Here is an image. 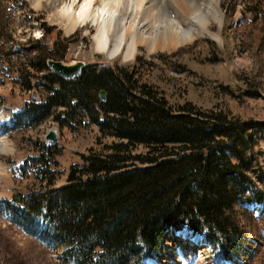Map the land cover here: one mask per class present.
Returning <instances> with one entry per match:
<instances>
[{
    "label": "trees",
    "instance_id": "1",
    "mask_svg": "<svg viewBox=\"0 0 264 264\" xmlns=\"http://www.w3.org/2000/svg\"><path fill=\"white\" fill-rule=\"evenodd\" d=\"M27 68L49 71L45 57ZM28 69L33 91L39 85ZM42 79L49 97L27 103L17 122L52 117L69 130L96 132L94 145L67 169H59L57 146L44 144L19 169L34 188L13 198L11 217L61 249V264H144L170 233L184 230L201 234L226 261L241 256L247 241L236 210L264 205V189L247 174L251 123L191 102L171 105L125 67L88 65L72 81L52 72Z\"/></svg>",
    "mask_w": 264,
    "mask_h": 264
},
{
    "label": "rangeland",
    "instance_id": "2",
    "mask_svg": "<svg viewBox=\"0 0 264 264\" xmlns=\"http://www.w3.org/2000/svg\"><path fill=\"white\" fill-rule=\"evenodd\" d=\"M45 7L36 8L33 0H0V264H61V249L28 234L11 217L13 198L34 188L30 175L23 176L19 169L38 153V144L57 146L59 169H67L80 161L96 138L92 128L69 130L52 117L33 126L17 122L19 106L49 97L40 84L50 71L37 75L27 68L36 57L66 64L85 62L99 69L125 67L161 91L171 105L191 102L202 110L251 123L244 152L253 166L247 174L264 189V0H221V21L213 22L210 31L195 30L196 38L189 45L156 53L140 47L128 61V43L116 57L101 53L94 27L91 32L77 28L68 35L66 27L52 22ZM25 69L36 76L31 81L39 86L33 92L26 89ZM51 130L58 134L54 144L46 139ZM262 210L264 205L236 210L247 241L236 264H264ZM191 236L184 230L174 240L168 238L161 255L147 257L144 264H232L209 245H195ZM186 243L189 250L183 251Z\"/></svg>",
    "mask_w": 264,
    "mask_h": 264
},
{
    "label": "bare ground",
    "instance_id": "3",
    "mask_svg": "<svg viewBox=\"0 0 264 264\" xmlns=\"http://www.w3.org/2000/svg\"><path fill=\"white\" fill-rule=\"evenodd\" d=\"M33 1L36 8L46 6L52 22L66 27L68 35L77 28L96 29L97 51L101 53L108 51L116 57L128 43L127 61L135 58L140 47L156 53L189 45L196 38L195 30L210 31L213 22L222 18L221 0H90L82 14L84 0H77L70 12L62 10L69 0ZM215 37L221 39L220 34ZM182 249L189 250L187 243Z\"/></svg>",
    "mask_w": 264,
    "mask_h": 264
},
{
    "label": "water",
    "instance_id": "4",
    "mask_svg": "<svg viewBox=\"0 0 264 264\" xmlns=\"http://www.w3.org/2000/svg\"><path fill=\"white\" fill-rule=\"evenodd\" d=\"M88 66L85 62H77L75 64H66L63 61H47V68L59 78L65 81H72L79 78L83 70ZM101 101H106L107 95L105 92H102L99 96ZM23 105L18 108L21 109ZM47 141L51 143H55L58 139V134L55 130H51L47 135Z\"/></svg>",
    "mask_w": 264,
    "mask_h": 264
},
{
    "label": "snow or ice",
    "instance_id": "5",
    "mask_svg": "<svg viewBox=\"0 0 264 264\" xmlns=\"http://www.w3.org/2000/svg\"><path fill=\"white\" fill-rule=\"evenodd\" d=\"M77 0H69L68 3H65L63 11L70 12L72 10V7L76 4ZM90 7V0H84L83 4L80 7V13H84L88 8ZM37 36H39V33H36Z\"/></svg>",
    "mask_w": 264,
    "mask_h": 264
},
{
    "label": "clouds",
    "instance_id": "6",
    "mask_svg": "<svg viewBox=\"0 0 264 264\" xmlns=\"http://www.w3.org/2000/svg\"><path fill=\"white\" fill-rule=\"evenodd\" d=\"M37 264H38V262H37Z\"/></svg>",
    "mask_w": 264,
    "mask_h": 264
}]
</instances>
